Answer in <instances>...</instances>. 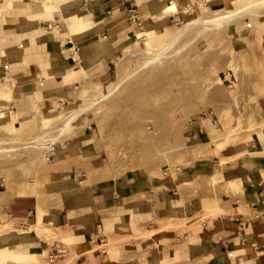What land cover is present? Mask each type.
Wrapping results in <instances>:
<instances>
[{"label": "rangeland", "instance_id": "rangeland-1", "mask_svg": "<svg viewBox=\"0 0 264 264\" xmlns=\"http://www.w3.org/2000/svg\"><path fill=\"white\" fill-rule=\"evenodd\" d=\"M6 1L7 0H3V3L0 2V22L15 23L17 21H22L13 20L9 22L6 20L11 17H20L21 19L24 15L22 11L15 10V8L7 9L3 7ZM255 1L258 0H221L219 3L218 1L212 0L205 3H198L195 0H191V4L189 3L190 7L184 11V14L162 23L164 35L169 34L171 29L180 26L181 23L186 20L199 16L207 18L212 16L217 10L232 9L233 11H237L244 5L252 4ZM21 7L20 9H22ZM27 7L28 6L24 5L23 8ZM27 9H29V7ZM32 14L34 17L39 18L35 20L40 26L36 32L40 31L41 34L44 33L42 28L45 24L43 21H46L49 22L47 30L51 31L55 38H61V36H63V34H61L63 27L70 33H73L69 25L63 20L62 13L57 6L48 11L35 10ZM142 20L141 18L139 19L141 25ZM142 30L144 31L145 28ZM216 32L217 29H210L208 31H201L200 34L196 36L185 34L177 37L179 38V42L176 40L178 43H174L176 47L173 44L174 47L173 45L171 46L172 50L168 47L164 52L169 51L173 53L175 48H178L179 51L176 50L180 57L176 55L179 57L178 62L180 63V59L182 60L183 57L184 62L182 60L181 63L183 66L181 64H175L178 58H174L173 61H169V63L175 62L173 66H182L179 68L170 66L171 63L162 65L167 58L166 60L163 59L164 61L162 60V62L161 59H158L156 65L157 62H161L162 64L158 63V65L161 64L162 66L159 67L154 64L153 68L151 63L150 65L152 67H149V62L146 63L144 58L138 59L132 56L131 54H133V52L145 48V36H140L134 45L116 54L109 64L105 65L106 59L95 64L93 63L91 66L87 63H83L81 68L65 73L62 76V83L79 82V86L73 89L70 93V97H65L66 99L58 98L57 107L64 109V111L78 106L82 101L81 84L88 86L89 92L96 96L107 92L108 88L110 89L112 86H116L110 95L104 98L100 103L91 105L85 112L83 111V113L65 129H56L55 127L48 128L45 126L43 130H40V123L43 120L42 116L44 112H46V109H43L40 105H36L35 102L32 108L30 106L28 110L11 106V103L13 104L12 91L14 90V94L17 81H15L9 73H0V98L3 99L2 101L0 100V111H4L6 119L12 112L17 113V118L20 122L17 124V131H8V129L0 127V139H2V141L0 140V190L4 188L8 190L0 194V200L2 196L7 194L12 196L17 194L20 190L29 189L31 191H27L26 194L31 193L38 195V189H43V185L48 181L44 177V174L46 171L52 170L53 156L58 155L62 148L76 141L81 134L82 140L87 144L84 148V152L89 153L86 154V158L88 157L90 161L94 159L100 161L103 168L102 177L112 175L114 177H119L131 175L133 173L142 174L144 172L150 178L164 180L169 182V184L171 182L173 183V179L176 178L178 190L185 194L187 193V197L199 191V185L196 180L192 181L190 177L182 178L180 176L182 171L190 166V159L193 155L192 152L195 145L203 142L213 146L215 140L223 136L221 125L226 115L231 119V124L238 123L240 126L241 123L244 126V122L246 121H248L246 122L248 125L249 120L251 121V115L253 116L254 114H256V117L253 116L252 120L257 118L259 120L261 118L264 119V94L260 92L259 89L254 90L256 87L259 88V79L261 84H264V5L258 7L253 13V16L245 15V17L236 21L232 30H228L225 26L221 28V30H218L217 33ZM34 41V35L31 38H25L23 40V45L26 46L24 55L30 54V56H32L30 46ZM159 45L163 46V43H154L155 48L160 47ZM1 52L4 53L5 51L2 50ZM169 52L165 53L169 54ZM175 52L173 54L174 56ZM34 55L35 59L40 56V54ZM162 55L164 56L166 54ZM122 59L129 63H125L127 65L119 68L117 66V61ZM143 60L151 70L152 68L153 70L156 68V71L152 70V73L143 62V67H135L136 69L138 68V70L139 68L141 70L145 67L144 70H141L143 72L141 73L140 70V72L137 70L136 73H134L133 71H135V68L133 70V65ZM230 60L233 62H229ZM118 71L121 75H119ZM149 71L151 74H149ZM208 73H211L216 79L207 80ZM48 74V71L42 73V75L46 77L44 78L45 81L44 84H42L43 86L39 87L46 91L56 86L52 78H47V76H50ZM2 75L3 77H1ZM136 77H138V80H136ZM251 79L256 81V87L253 86L254 91L251 89L252 86L249 85ZM34 80H36V83L41 82V75L37 76ZM204 80L206 82H204ZM254 80H252V82H254ZM111 82H114V85L112 84L110 86ZM255 83L250 84L254 85ZM154 84L163 86H159V89L154 90L151 88L154 86L156 87ZM136 85L140 87H138L140 92H145V90L148 92V90L150 91L151 89H153L154 92L151 90V94L149 92L140 94L139 91H134L137 88ZM134 86H136V88ZM133 91L139 94H134ZM39 94V99H41V91ZM34 98H36V96ZM172 98L175 99L173 101L176 103L173 101H171L172 103L169 102ZM234 98L237 100L235 103L233 101ZM230 100H232L231 102L233 105L230 103L225 106ZM164 102H167V104L170 103L172 106L175 104L174 110L172 106L171 109L173 111L171 109L164 110ZM236 102H238L237 104L239 105H237ZM167 104L166 107L168 106ZM162 110L166 112L164 113ZM231 112L233 114L236 113L234 119ZM251 112H254V114ZM259 128L260 127L256 125L253 129H244L240 131V137L235 142L236 144L243 142V145H240L236 150L238 151L241 147H246L245 143L247 144L248 142L257 140L256 132ZM17 133H23L24 136L23 134L19 135ZM41 133H44V136L39 140L37 136ZM14 135L15 140H5L6 137L10 138L12 136L14 137ZM21 135L23 137H21ZM259 138L262 139L260 134ZM46 143L49 144L46 146ZM245 151L246 148H244V152ZM49 153H53L52 157L46 160L45 157ZM260 153H264V151ZM214 155L216 154L214 153ZM216 156L219 155L217 154ZM76 159L79 161L81 158L77 157ZM199 160L198 156L194 157V161L197 162ZM208 174L211 175L212 172L209 171ZM90 175L89 171L87 172L86 170V175L81 178L82 185L90 183ZM78 177L80 178V174ZM210 177L211 176L207 177L206 180H210V182L209 180L207 182L214 187L216 192L226 191V193H229L232 191L233 195L230 196V202L238 200L236 202L238 205V212L246 217L255 216L257 212L251 209V204L241 199V179L228 180L224 178L223 183L221 181L215 182ZM181 180L183 181L180 182ZM79 183L80 182L76 184L79 185ZM17 188L18 191H15ZM226 196L228 197V195ZM221 197L220 195L213 199H204L203 202H201L202 210L192 216H189V212L187 211L183 213L178 211L179 216L172 218L169 215H164L166 210H163L160 212V216L163 218H160L161 221L159 224L162 222H166V224L160 227L161 229L152 230L154 227L160 226L158 224V218L153 220L148 227H143L142 229L134 231V234H143L150 230V232H154V234L152 233L153 235L148 237L136 236L133 239L132 236V238L129 237V234L111 235L107 233L106 241L102 242V245L93 241L82 248V246H78L76 239L71 238V236L67 238V235H62L60 225L49 227L50 235L48 234L47 228L33 225L30 227H35L37 229L39 232L37 236L25 237L16 234L14 240L8 241L6 239V233L3 235L4 239L2 245L9 247V244L14 246L17 242H21L28 247V243H30L28 242L29 240H44L47 242L48 247L44 248L41 254L43 260L48 264H76V262L80 260L86 261L88 264H96L104 258L112 259L109 251L111 245H113V247L117 246L119 250L116 256L119 258L117 260H125L128 256L141 259L144 253H146V250L142 248L143 245L141 242L147 240L149 237L155 239V244L160 242L159 236H162V241L167 242L172 248H176L179 247L176 245L178 238H182L185 241H192L193 239L206 235L209 229H205L204 223H212L213 217L221 215L223 219L230 218L232 214L221 205ZM214 204L219 206L217 210L220 212L210 214L211 212H208L205 206L209 207ZM41 209L45 210L43 213H46L47 216L58 218L55 217V213H51L49 209H46V207L42 205V202L39 203L37 207V215L40 213ZM186 217L190 219L186 221ZM191 221H194V224L189 223ZM26 222V220H9V223L15 226L26 225ZM185 235L188 237L184 238ZM217 236L218 234L215 235V237ZM127 240L130 242H127ZM106 242L108 245L105 244ZM53 246H59L57 249L59 248L61 253L60 257H51ZM149 247L150 246L147 248ZM233 248L235 252H244L246 249H251L247 247L243 249L240 247ZM104 249L107 250L106 256L102 257L97 255L96 252L98 250ZM201 263L202 261L200 260L192 261L183 259L177 264ZM235 264L244 263L241 262L240 258L237 259Z\"/></svg>", "mask_w": 264, "mask_h": 264}, {"label": "crops", "instance_id": "crops-1", "mask_svg": "<svg viewBox=\"0 0 264 264\" xmlns=\"http://www.w3.org/2000/svg\"><path fill=\"white\" fill-rule=\"evenodd\" d=\"M170 1L173 0H90L94 11L91 27L77 34L70 33L63 27L61 38H55L54 35L43 36L40 31L36 32L40 26L35 20L0 22V73H9L17 81L15 93L12 91L11 106L28 110L35 102L46 110L55 108L58 98L70 97L73 89L79 86V82L62 83L65 73L81 68L83 63L91 66L106 59L105 65L109 64L116 54L137 42V32L144 29L139 19L150 18ZM185 1L190 3L191 0ZM0 2L3 3V0ZM42 2L43 0H13L17 8L26 5L32 11L38 10ZM33 35L35 41L30 46L32 56L24 55L26 46L23 45V40ZM99 45H103L104 49ZM2 50L5 52L2 53ZM34 54L40 56L35 59ZM44 71H48L50 75L47 78L55 81L56 86L51 90L39 88L45 81L46 76L42 75ZM40 75L42 80L36 83L34 79ZM257 131V140L245 143V152L241 147L237 155L238 151L232 145L222 153L224 157L236 154V157L224 161V178L242 180L241 199L249 202L251 209L257 212L254 217H246L238 212V200L230 202L232 191L216 192L205 181L209 171H213L214 163L220 160L219 156L214 155L212 146L206 143L195 145L190 166L180 174L182 178L196 180L199 185V191L187 197V193L178 190L176 178L169 184L164 180L150 178L144 172L102 177L100 161L86 158L89 153L84 152L87 144L82 140L81 134L76 141L53 156L52 170L44 174L49 180L43 185V189H38V195L26 194L31 190L18 191L17 188V194L1 197L0 222L12 218L27 221L26 225H16L18 229L10 235V240H14L16 234L37 236L39 232L30 225L36 222L37 207L42 202L46 209L61 220L62 235L76 239L78 246L83 248L89 242H105L107 233L134 234V231L148 227L153 220L158 219L163 210L176 209L182 213L187 211L192 216L202 210L201 202L204 199L221 195V205L232 216L223 219L218 215L212 218V223L205 222L204 227L209 231L206 235H201L203 237L192 241L178 238L176 245L179 247L176 248L162 241V236H159L160 242L155 244V239L149 237L141 242L143 250H146L141 259L128 256L125 260H117L119 250L112 247L109 249L112 259L104 258L96 264H177L183 259L200 260L201 264H235L240 258L244 264H264V177L261 176V171H264V153H260L264 151V125ZM259 134H262V139ZM195 156L200 160L194 161ZM77 157L81 159L77 161ZM86 170L91 174V180L82 185L81 178L86 175ZM78 182L79 185L76 184ZM5 191L8 190H0V194ZM28 242L27 248L32 250L42 251L48 247L44 240ZM18 245L26 247L17 242L14 246L9 244L8 248L15 250ZM148 246L150 247L147 248ZM233 247L251 249L235 252ZM53 250L54 248L52 252ZM96 253L103 257L107 255V250H98ZM76 264L88 262L80 260Z\"/></svg>", "mask_w": 264, "mask_h": 264}, {"label": "bare ground", "instance_id": "bare-ground-1", "mask_svg": "<svg viewBox=\"0 0 264 264\" xmlns=\"http://www.w3.org/2000/svg\"><path fill=\"white\" fill-rule=\"evenodd\" d=\"M184 1L185 0H173V1H170L168 4H166V6L161 11L157 12L156 14L151 16L150 18L142 20V25L144 26L145 30L144 31H139L136 34L135 37H136V39H139L140 36H145L144 37L145 38V48H143L141 50H138L136 52H133V54H131L132 56H134L135 58H138V59L144 58L146 60V63L149 62V67L151 66L150 63L152 64V66L154 64H155V66H157L158 63H161L163 59L166 60V58H167V60H166L167 62L163 60L164 64L161 63L162 65H165V63H168V64L171 63L170 66H173L175 62L174 63L173 62L169 63V61H173L174 58L175 59L178 58V59H176L177 63H175V64L179 65V64L182 63V60L184 62V59L181 56L182 57V60L180 59L181 63L178 62L179 61V57H180L177 54L178 51H179L178 48H175L176 52L173 51V53H171L169 51H165V52H169V54H167V53L164 52V50L165 49L167 50L168 47H170V49H171L172 48L171 46L175 42H177V41L179 42V38H177V37H179L181 35H185V34L186 35L191 34V35L196 36V35L200 34L201 31H208L210 29H214V30L217 29V32H218V30H221V28H223L225 26L227 27L228 30H232L234 28V24H235L236 21H238L242 17H245V15L253 16V13L256 11V9L258 7L264 5V0H258V1L253 2L252 4L244 5L243 7H241L237 11H233L232 9L217 10L212 16L207 17V18H203V17L199 16L197 18L186 20V21L182 22L180 26H177L176 28L171 29L169 34H165L164 35V30L162 29V27H163L162 23L164 21L173 19L176 16L184 14V11L189 9L188 7H190V4L188 2H184ZM203 1H210V0H203ZM55 6H57L60 9V11L62 13V16H63V20L69 25V27L71 28L73 33L77 34V33L83 32V31H85V30H87L88 28L91 27V25H92L91 17L93 15L94 11L91 8L90 0H43L42 4L40 5V8L38 10L48 11L49 9L51 10ZM3 7L7 8V9H9V8H17L13 4V0H7L4 3ZM20 7L21 6H19L17 8V10H20V11H22L24 13V15L21 17V19H20V17L19 18H12L11 17L10 19H6V20L11 22L13 20H37V19H39V18L34 17L33 14H32L33 12H35V10L32 11V10H30V8L27 9L28 7L27 8H23L24 6L21 7L22 9H20ZM41 21H43V20H41ZM43 22L45 24V26L43 25V28H42L43 32H44L43 36H51L52 35L51 31L47 30V28L49 27V22H46V21H43ZM156 42L157 43H161V44L163 43V46L159 45L160 47H158V48L156 47L155 48L154 47V43H156ZM177 43H175V44H177ZM174 45H173V47H174ZM98 47H100L101 49H104L103 45H99ZM175 47H176V45H175ZM173 50H174V48H173ZM174 52H175V56L176 57L173 55ZM162 54H166V55L163 56ZM125 58H128V57H125ZM119 59H121V58H119ZM123 59L120 60V61H117L118 62L117 66L119 68L127 65L125 63H129L128 61L126 62ZM158 59H161V62H157V65H156V61H158ZM143 62L145 63L144 60L140 61L139 63L142 64ZM153 62H155V63H153ZM229 62H233V61L230 60ZM131 63H133V62H131ZM139 63L133 65V70H134V68L136 66L137 67L139 66L140 68L143 67V64L141 66V64H139ZM161 64L158 65V66L159 67L162 66ZM181 65L183 66V64H181ZM146 66H147V64H146ZM182 66H179V67H182ZM173 67L179 68V67H176V65L173 66ZM119 68H118V70H119ZM126 68H128V67H126ZM140 68H139V70H140ZM153 68H154V66H153ZM153 68H152V70H153ZM144 69H145V67H144ZM144 69L142 68L141 70H144ZM137 70H138V68L137 69L135 68V71H133V72L136 73ZM146 70H147V68H146ZM146 70H145V72H146ZM148 70H151V68H149ZM119 71H118V73H119ZM153 71H156V68ZM153 71H152V73H153ZM142 72L143 71H141V73ZM149 74H151V72ZM119 75H121V73H119ZM262 77H263V74H262ZM137 78L138 77H136V80H138ZM210 79L214 80V79H216V77H213V75L211 73H208L207 80H210ZM254 79H251V81H249V85L252 86V88H251L252 90H253V86L256 87V83L255 82L257 80L255 79L256 80L255 81ZM252 80H254V82H252ZM204 82H206V81L204 80ZM204 82H203V85H204ZM250 83L251 84L255 83V84L251 85ZM112 84L114 85V82L113 83L111 82L110 86ZM159 84H162V83H159ZM154 85H156V84H154ZM136 86H137V88H136ZM136 86H134L136 88V90H134V91H137V92L139 91L140 92V90H139L140 87L138 85H136ZM159 86H161V85H159ZM159 86L156 85V87H158V88H156L155 86H154L155 88L151 87V86L150 87L155 90V89H159L160 88ZM108 87H109V85H108ZM112 87H114V86H112ZM112 87L110 89L108 88L107 92L99 94L98 96H96L95 94H92V93L89 92L88 86H86L85 84H81V89L80 90L82 92L81 93L82 101L79 103V105L74 107V108H72V109H70V110H68V111H64V109H60L59 107H57L58 102L55 101V105H54L55 108H51L50 107V109L45 110L46 112H44V114L42 116L43 120L40 123V130H43L45 128V126L48 127V128L49 127L50 128L51 127H55L56 129H65V128H67L70 125L71 122H73L81 113H83V111L85 112L86 109H88L91 105L96 104V103H100L104 98H106L108 95H110L111 92L115 89L116 86L114 88H112ZM258 87L259 88H257V87L254 88V90L255 89H259V91L264 94V84H261L260 79H259ZM153 89H151V90L154 92ZM134 91H133L134 94H137V95L139 94L137 92L135 93ZM150 91L148 90V92L151 94L152 91L151 92ZM146 92L147 91L145 90V92L144 91L140 92V94H142V93L146 94ZM152 94H155V93H152ZM234 99H233V101L235 103V101H237V100L236 99L234 100ZM173 100H175V99L172 98V100H170L169 102L172 103L171 101H173ZM231 101L232 100H230V102L228 101V103L225 104V106L230 104V103L232 104ZM173 102H175V101H173ZM164 103H165V105H163L164 106V110L171 109L172 104H170V103L167 104V102H164ZM237 103L238 102H236V104ZM166 104L168 105L167 106L168 108L166 107ZM237 105H239V104H237ZM174 106H175V104H174ZM174 106H172L173 110H174ZM164 110H162V112H164ZM235 114H233V113L231 114L233 119H234V115ZM252 114H254V112ZM163 115H165V114H163ZM253 116L256 117V114H254ZM253 116L251 115V121L248 119L249 120V124L248 125L246 123L248 121H246V119H245L246 122H244L245 123L244 126L242 125V123H241V126L238 125V123H236V124L232 123L231 124V122H230L231 119L228 118V115H226L225 118H223V120H222L223 123L221 125L222 126L221 129L223 131V136L221 138H219L218 140H215V143L212 146L213 152L216 155L218 154L219 157H220V160L214 163V170L212 171V174L209 175V176H211L210 178L212 180H214L215 182L221 181V182L224 183V173H223L224 161L227 160V159H232V157H234L236 154L238 155V153H240L239 150H238V152L236 154H234L232 156L224 157V156H222L223 150L225 148H227V147L232 146V145L235 146L236 148H238V147H240V145H242L241 143L236 144V142H235L240 137V135H239L240 131H242L244 129H247V130L253 129L256 125L262 128V126L264 125V119L263 118H261L263 120H261V119L259 120L258 118H257L258 120L257 119L252 120ZM5 117H6V115H5L4 111H0V127H4L6 129H8V131H17V128H16L17 124L20 123L18 118H17V113L12 112L8 116L7 119ZM18 128H19V126H18ZM247 130H245V131H247ZM17 134H19V133H17ZM17 134H15V135H17ZM20 134H23V133H20ZM15 135H14V137L12 136L10 138L6 137L5 140H11V139L15 140ZM23 136H24V134H23ZM23 136L21 135V137H23ZM43 136H44V133L43 134L41 133L37 137H38L39 140H41L43 138ZM261 136H262V134H261ZM37 137H35V138H37ZM0 140L2 141V139H0ZM25 140H27V139H25ZM52 141H50V142H52ZM48 144L49 143H46V146ZM40 151H38V152H40ZM261 176L264 177V172L263 171H261ZM208 180H205V181L207 182ZM209 182H210V180H209ZM218 208H219V206H217L216 204H214L213 206H209V207L205 206V209L208 212H211L210 214L219 213L220 211L217 210ZM43 212H45V210L41 209L40 213L37 215V220H36V222L33 225H35V226L36 225L43 226L44 228H47L48 229L47 231H48V234H49L50 233L49 232V227L60 225L61 224V220H59L58 218L49 217V216L46 215V213H43ZM164 215H169L170 217L174 218V217L179 216V212L176 209H171V210H166ZM158 218H159V220H158V224H159V222L161 221L160 218H163V217L160 216ZM185 219H187V217ZM189 219H187L186 221H188ZM12 220H15V218H12ZM189 223L194 224V221H191ZM165 224H166V222H162V223L159 224L160 226L154 227L152 230L155 231L156 229L162 227ZM33 225H30V226H33ZM17 229L18 228L15 225H11L9 223V220L0 222V264H48L47 262H45L43 260L41 251L32 250V249H29L27 247H24L23 245L22 246L18 245V247L15 250H11L8 247H5L4 245H2V242H3V239H4L3 235L7 233L6 234V239L8 241H10V235L14 231H16ZM150 231H148L146 233H143V234H131L129 237L130 238L133 237V239L136 236L137 237H148V236L154 234V232H150ZM48 234H46V235H48ZM67 238H70V236H67ZM127 242H130V241L127 240ZM105 244L108 245L107 242ZM57 247H59V246H57ZM112 247H113V245H111L109 249H111ZM114 247L117 248V246H114ZM53 248H54V246H53Z\"/></svg>", "mask_w": 264, "mask_h": 264}, {"label": "built area", "instance_id": "built-area-1", "mask_svg": "<svg viewBox=\"0 0 264 264\" xmlns=\"http://www.w3.org/2000/svg\"><path fill=\"white\" fill-rule=\"evenodd\" d=\"M52 154L53 153H49L46 155V160H49L51 157H52ZM61 256V253L59 251V249H57V247H54V250H53V253L51 254V257L53 258H57V257H60Z\"/></svg>", "mask_w": 264, "mask_h": 264}]
</instances>
